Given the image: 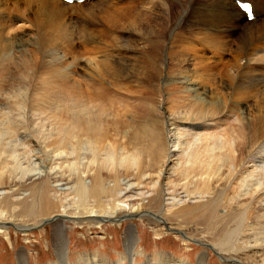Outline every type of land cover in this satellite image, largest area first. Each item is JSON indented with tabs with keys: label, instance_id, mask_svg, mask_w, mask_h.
<instances>
[{
	"label": "bare ground",
	"instance_id": "6f19581e",
	"mask_svg": "<svg viewBox=\"0 0 264 264\" xmlns=\"http://www.w3.org/2000/svg\"><path fill=\"white\" fill-rule=\"evenodd\" d=\"M97 1L0 0V96L6 95L9 100L6 105L0 104V186L8 184L11 176L28 177L35 168H24L19 162L22 155L32 152L33 146L25 148L27 142L37 146L39 156L49 163L45 165L49 171L57 168L62 176L67 173L65 177H70L72 183L59 188L63 189V197L56 213L41 214V208L52 207V201L47 199L49 196L41 200L39 184L33 189L34 199L19 219L12 217L20 206L18 202L10 209L12 215L0 202V233L7 230V223L26 231L53 218L52 240L57 261L67 264L65 222L92 220L100 224L101 219L117 220L136 213L143 216L146 212L139 209L142 203H130V195H126L140 182L130 183L126 178L132 176L140 181L151 173L160 178L168 159L174 156L173 177L182 182L185 195L180 197L177 189L171 190L172 194L158 189L169 197L150 213L152 225L171 229L164 213L197 208V216L191 215L194 210H190L189 218L210 234L220 231L212 247L219 250L222 260L231 264H264V0H239L252 3V21L236 6V0ZM122 18L123 35L115 34ZM16 19L23 23L15 25ZM105 22L112 35L99 40L104 47L101 50L118 49L121 58L109 51L97 60L84 59L101 82L96 85L98 81L83 80L85 88L94 87V92L86 93L71 74L69 92L63 78L70 74L63 66L67 74L56 67L52 54L60 50L64 57L80 45L91 51L99 49L92 43L101 32L96 28ZM29 45L39 50L40 58L24 53ZM101 50L98 51L102 54ZM124 55L131 59H124ZM74 56L69 63L76 66L79 56ZM36 69L43 74L41 78L36 76L41 80L37 81L40 88L33 86L29 74ZM128 70L138 84L140 80L145 82L139 91L127 87L126 81L131 79ZM12 71L22 78L17 83L10 79ZM108 86L116 88L118 94L110 93ZM37 88L51 93L48 98L45 94L47 103ZM56 92L66 97L49 102ZM27 107L30 125H26ZM206 122L224 128L210 131ZM191 129L197 130L186 135ZM144 140L151 141L156 148L155 157L145 154L140 144ZM18 146L25 150L17 152ZM246 163H251L253 169L247 171L250 180L245 181L239 176L243 175L241 169ZM45 170L37 172L39 179L48 171ZM13 178L10 183L17 182ZM238 178V188L232 185L229 191V179L233 183ZM111 181L112 185L106 184ZM250 183L255 188L249 187L245 197L235 198L239 194L237 189L241 190L239 186L245 188ZM120 184L124 186L121 189ZM141 191L137 195L151 193ZM2 193L0 200L4 202ZM190 199H195V203H185ZM222 206L225 213L219 212ZM180 222L179 219L178 223L183 224ZM132 227L128 224L124 234L129 255L136 244ZM208 253L202 252L197 264L206 262ZM94 257L86 255L82 259L112 264L106 258ZM172 257L166 253L155 260L147 257L142 264L176 263ZM18 261L28 264L27 254L19 252Z\"/></svg>",
	"mask_w": 264,
	"mask_h": 264
},
{
	"label": "rangeland",
	"instance_id": "374dc122",
	"mask_svg": "<svg viewBox=\"0 0 264 264\" xmlns=\"http://www.w3.org/2000/svg\"><path fill=\"white\" fill-rule=\"evenodd\" d=\"M100 1L103 2V0H99V2L98 1L97 2L101 3ZM106 1H108V0H106ZM220 1H222V0H219V2ZM120 7H122V6H120ZM19 22L23 23L22 20L16 19L15 25H18L17 23H19ZM73 25H75V24L73 23ZM122 25H123V18L120 21V23L117 25L115 34L123 35V33H122L123 30L120 29V26H122ZM25 26H27V24ZM93 28H96V26H94ZM96 29H100L101 32H100V35L94 39V43H92V44L96 45L101 50V49H104V47H102L103 44L99 43V40L104 39L105 37L112 35V33L109 32L106 22L98 25V28H96ZM21 33H22V31L17 32V34H21ZM17 40L18 39H16V41ZM83 48L84 47L81 45L76 46V48H75L76 50L71 49L72 51L69 52L70 54H68L67 56H64V57H62V55H63L62 51L55 50L56 52H54V53H56V54L55 55L52 54V56H51V59H54L57 61L56 67L60 66L59 68H61L63 66L66 69V71L68 70L67 72H68V74H70L68 76H70L71 79L68 76H66L67 79H65L66 77L63 76V77H65V78H63V81L64 80L66 81V82L64 81L63 84L66 85L65 83H67L66 89L69 92H70V86L69 85H70V82H73L72 79L74 77L76 80L79 81L80 89H82L86 93L94 92L93 91L94 87L91 85L90 87L85 88L83 86V84L85 83L83 80L88 79V80H86V82H88V83H90L91 80L93 82L98 81L96 85H98V83L101 82L100 79L98 80L97 76L95 74H92V72L87 68V66L84 62V59L94 57V59L97 60L98 58H102L104 56V54L106 55V53H108L109 51L113 56L117 57V59L121 58L120 56H122L119 54L120 50L118 51V49H113V50L110 49V50H105V51L101 50V52H102V54H101L100 51H98L99 49H97V48L93 49L94 51L96 50L97 53L93 52V50L92 51L88 50L89 48H86V49L85 48L83 49ZM36 50L37 49L35 47H33V45H31V46L29 45L26 47V50L24 53H27L28 55H34L35 54L34 56L37 57V55L39 56V50H37L38 52H36ZM13 52L16 53L15 51H13ZM124 52H126V51H123V53ZM128 52H126L127 56L130 55V53L128 54ZM74 55L76 56V58L79 56L77 58L78 60L75 62V64H77L76 66H74V64H72V63L71 64L69 63V62H71V57H73ZM126 55L123 56L124 59L125 58H127L126 60L131 59L130 57L128 58ZM227 56H228V54H227ZM227 56H224V57L227 58ZM39 58H40V56H39ZM46 58L51 61V59L49 57H46ZM117 59H116V61H118ZM58 60L60 63L59 65H58ZM77 62H79V63H77ZM78 64H79V66H78ZM62 70L64 71V69H62ZM37 72H39V69L29 71V74H30V77L32 79L33 86H34V84H36V86L39 87L40 82L37 83V81L40 80L41 77H43V74H40L41 72H39V74H38ZM67 72L64 71V73H66V74H67ZM35 74H38V75H35ZM71 74H72L73 78H72ZM127 74L131 75V77H130L131 79H127V81H126L128 83L130 82L129 84L126 83L127 87L129 86V88L136 89L138 91L144 87L145 82L141 83L142 81L140 80V83L138 84L135 81L136 79L135 78L133 79V76H132L133 73H129V70H128ZM9 76H10V79L13 81L15 80L14 82H16V83H17V81L20 80L18 78H21L19 73L16 74L15 71H12L9 74ZM36 76H38V77L40 76V78L38 79V77L36 78ZM10 79H9V81H10ZM60 82H62V81H60ZM134 82L136 84H138V86L135 85V87H134V84H135ZM9 83H12V81H10ZM9 86H10V84H9ZM68 86H69V88H68ZM108 87L110 88V93L114 94V96H115V94L116 95L118 94V93H116V90H117L116 88H112L111 86H108ZM91 88H93V89H91ZM7 89H8V87H7ZM41 89H38V90H41ZM85 89H87V90H85ZM43 92L44 91H42V94H44V95H42L43 99H45L46 93H47V95H46L47 98H48V96H51L50 95L51 93H48V92L43 93ZM65 94H66V92H65ZM68 96H70V93H68ZM61 97L64 98L66 96H64L62 94L61 95L57 94V92H56V96H54V94H53L52 99L49 97V102H51L50 100H52L53 102H54V100L55 101H57L58 99L61 100L62 99ZM47 98L45 99L46 101L44 100L45 103H47V100H48ZM53 98H54V100H53ZM7 100L8 99H6V95L0 96V104L1 105L8 104L9 102H7ZM126 100L131 101L132 98H130V99L128 98ZM5 102H7V103H5ZM45 105H48V104H45ZM113 105H114V103H113ZM115 105H114V107H115ZM118 107L121 110L119 105H118ZM43 110H48V109H43ZM28 111H29V107L24 109L25 117L27 120L26 125L31 124V122H30L31 120H29V115H31V114ZM36 112H39V110H37ZM210 124H211V122H206V125L211 127V128H209L210 131H211V129L214 131H217V130L222 131V130H219V128L220 129L224 128L223 126L220 125L219 127L216 126V128H217L216 129L215 125L212 124L210 126ZM109 128H110V133L113 134V132H112L113 130H111V127H109ZM196 130L191 129L189 131V133L186 132V135L193 134ZM116 140H114V142ZM12 141L14 142V140H12ZM13 142H10V143H13ZM150 142L151 141L147 142L144 140L140 144L145 149L144 151L146 152L145 153L146 155L150 154V156L155 157L157 155V153H155L157 150H155L156 149L155 147L154 148L152 147V142L151 143ZM27 143H26L27 145H24L25 148L28 149L27 147H29V149H30V146H33V148L31 147V150H30L32 152H28L29 150H27L28 153L26 155H22V158L21 157L19 158V162L24 168H26V166L27 167L28 166L35 167L31 171L32 173L29 172L28 177L26 174L25 177L23 176V178H18V179H20V181L16 177L13 178V176H11V177H9L8 184L0 186V193L4 191V193H2V194L6 195V197H4L5 195L2 196V200H4V202L1 200H0V202H1V205L4 206L5 211L7 210L6 211L7 214L12 215L10 213V209H11L13 204H16L18 202V204L20 205L16 214L12 215L13 218L15 217L18 219L20 218V215L25 214L26 205L31 200L34 199L36 194H35V190L33 191V189H35L37 187L36 185L39 184L38 188L39 187L42 188L41 189V191H42L41 192V194H42L41 200L45 199V197L49 196L50 198L48 197L47 199L52 201L51 202L52 207L49 206L48 208H46V207H44V209H43V207L41 208L42 209L41 214L44 213L45 215L52 214L54 212L56 213V212H58V210H60V207H59L60 200L59 199H60V197H63V194H62L63 189L60 190L59 188H66V187H70V185H72V183L69 181L70 177L66 176L68 179L65 177V175H67V173H64V175H63L64 177H63L62 176L63 173L61 174L57 168H54L55 170L53 169L52 171H49L48 170L49 167L45 166V165L48 166L49 163L46 160L43 161V159L40 157L41 154H40V152L37 151V149H38L37 146H35V144H33L32 142H31L32 144L31 143L29 144V142H27ZM18 149L19 150L17 152H20L21 150H25L23 146H18ZM170 150L176 151V150H174L173 147L172 148L170 147ZM23 156H24V158H23ZM25 158H27V159H25ZM28 160L30 162L33 161L34 163H30ZM28 162L30 165L28 164ZM174 163H176L174 156L171 157L170 159H168L166 171L164 170V175L160 178L157 176L156 173H151L150 175L147 174L144 177H142V179H140V181L135 180L132 176L126 178V180L130 179L129 180L130 183L140 182V184L137 185L138 188H137V186H133V187H131L130 190L127 191L126 195H130L127 197L128 202L133 203V204H138L136 202L139 200V204L142 203V204H140L139 209L141 211L146 212L147 214L145 213L143 215L142 212H140L143 216H140L136 213V214H133L131 216L124 217L122 219L118 218L117 220L116 219H114V220H112V219H109V220L101 219L100 224H96V222H94V221L92 222V220H90L91 222L90 221H83V222L80 221L81 223L80 222L79 223L73 222L72 220L65 222L66 230L64 232L65 233L64 235H65V239H66V256H67V261H68L67 264H97L96 262L83 260L82 259L83 256H86V255L96 256L92 259L106 258L112 264H142L147 259V257L150 258L151 260H155L156 258H158V256L160 254H165V253L173 256L172 259L174 260V262H176L173 264H181L183 262L187 263V264H197L198 256L202 252H205V250H208L209 253L206 255V260H205L206 262H204L203 264H231V262H229L228 260H226V261L222 260L221 259L222 257L219 254V250L216 249L217 250L216 251L212 247L213 246L212 244H214L216 242L220 231H219V233L218 232L214 233L215 235L213 233L210 234L209 232L205 231L204 229H201V227L199 225H196L194 223V219L191 220V218H189L190 217V214H189L190 210L195 211V212L191 211V215L197 216L195 214L196 212H197V214L199 213L197 208H195L196 209L195 210L193 208L187 207V208H182L184 210H180V211L175 212V213H173V212H170L167 214L164 213V215H168L167 219H168V222H170V224H171L170 225L172 227L171 229L166 228L165 226L155 228L152 225V223L149 221L148 217L150 218V216H151L150 213L159 209L164 204L165 199H168V197H169L168 195H163V193L160 194L158 192V189L162 190L163 192L166 191L170 194L173 193V191L171 192V190L177 189L176 192L179 194L180 197H183L185 195L184 190L181 188V184H180L182 182H180V183L177 182V180H175L173 177L174 174L172 173V166L174 165ZM252 167L253 166L251 163H246L245 167H243L241 169L243 175H240L239 177H241V178L243 177V179H245V181L250 180L249 175H246V173H248L247 171H249V170L251 171L253 169ZM45 169L48 171H46ZM40 170L46 171V173L42 179L38 178L39 174L37 172H39ZM57 173H60V174H57ZM225 175H226V172L224 171V176ZM55 176H57L59 179ZM61 177H63L62 178L63 180L61 179ZM11 178H13V180L16 178L15 180H17V182L15 183L13 181L12 183H10ZM56 180H58V181H56ZM60 180H62V181H60ZM230 180L232 181V179H229V182H231ZM238 180L240 181V179L238 178L233 183L227 182L226 188L229 191L233 186L238 188V186L236 185V183H239ZM39 181H42V182H39ZM156 181H157V183H156ZM37 182H39V183H37ZM62 182H63V184H62ZM34 183H36V184H34ZM108 183H109V185H112V181L107 182L106 184H108ZM30 184L31 185L34 184L35 186L33 185V187H30ZM179 184H180V186H179ZM250 184H251V186H250ZM250 184H248V185L246 184V186H248V187L245 186V188L241 187V185H240L239 188H241V190L238 191V189H237V192H239V194L238 193L235 194L234 195L235 198L241 199L242 197L246 196V195H244V193H246L250 189L255 188L254 184H253V186H252V183H250ZM42 185H44V186H42ZM47 185H48V188H47ZM49 186L52 188V190ZM63 186H65V187H63ZM121 187L123 188L124 186H122L120 184V189H121ZM249 187H251V188L249 189ZM47 189H48V192H47ZM245 189H247V191ZM141 190H143V192H151V193L150 194L148 193L149 195L148 194L146 195V193H143L141 196L137 195V193L142 192ZM157 194L158 195L160 194V197ZM43 195H44V197H42ZM0 197H1V195H0ZM3 197H4V199H3ZM15 197H18V199H15ZM68 199H69V197L67 198V200ZM194 200H191V199L188 201L186 200L185 203L186 202L195 203ZM228 202H230V201L227 200V203ZM44 204H45V206L47 205L46 203H43V206H44ZM50 207H51V209H50ZM175 208H176V206H175ZM219 209H220L219 210L220 213H225V211H226V208L223 206L219 207ZM172 210H174L173 207H172L171 211ZM178 215H182L181 218ZM179 219L181 221L180 223L183 222V224H185V225H183V224L180 225L178 223ZM51 220L49 219V220H46L42 223L40 222V224L38 223L34 227L28 226L29 228L26 231L21 230V228H18L17 226L13 225L12 223H7L6 224L7 230L0 233V264H19L18 253L21 251L25 252L27 254L28 264H57L58 261H57L56 250H55L53 240H52V235H53L54 230H55L54 226L52 224L53 218ZM30 223L28 222L26 224H30ZM128 224L133 225L132 233L135 235V242H136L135 248L132 251V254H130V255L127 254V249H126V245L124 242L125 229L128 226ZM177 224H179V225H177ZM180 232H182V233H180ZM187 236H189V237H187ZM213 237H215V238H213ZM200 239H202L203 241L202 240L199 241ZM242 258H244V256H242ZM257 258L259 260L261 259L260 254L258 255ZM246 260H248V259H245L244 261H246ZM246 263L250 264L247 261H246ZM258 264H261V262H258Z\"/></svg>",
	"mask_w": 264,
	"mask_h": 264
},
{
	"label": "water",
	"instance_id": "95a60500",
	"mask_svg": "<svg viewBox=\"0 0 264 264\" xmlns=\"http://www.w3.org/2000/svg\"><path fill=\"white\" fill-rule=\"evenodd\" d=\"M180 233H182V232H180Z\"/></svg>",
	"mask_w": 264,
	"mask_h": 264
}]
</instances>
